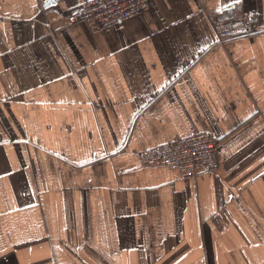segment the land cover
<instances>
[{
    "label": "crops",
    "instance_id": "obj_1",
    "mask_svg": "<svg viewBox=\"0 0 264 264\" xmlns=\"http://www.w3.org/2000/svg\"><path fill=\"white\" fill-rule=\"evenodd\" d=\"M0 0V264H264V0ZM256 14L252 39L212 21ZM209 133L219 169L140 154Z\"/></svg>",
    "mask_w": 264,
    "mask_h": 264
},
{
    "label": "built area",
    "instance_id": "obj_2",
    "mask_svg": "<svg viewBox=\"0 0 264 264\" xmlns=\"http://www.w3.org/2000/svg\"><path fill=\"white\" fill-rule=\"evenodd\" d=\"M149 0H91L73 14L70 24L86 23L94 30L107 29L140 14ZM232 17L226 22L212 21L219 40L244 37L252 39L259 28L256 14L246 13L239 6L231 8ZM141 163L150 168L174 169L182 179H197L219 169L217 143L209 133L179 138L140 154Z\"/></svg>",
    "mask_w": 264,
    "mask_h": 264
}]
</instances>
